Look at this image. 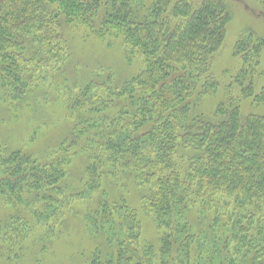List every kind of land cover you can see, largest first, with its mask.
<instances>
[{
    "label": "trees",
    "instance_id": "obj_1",
    "mask_svg": "<svg viewBox=\"0 0 264 264\" xmlns=\"http://www.w3.org/2000/svg\"><path fill=\"white\" fill-rule=\"evenodd\" d=\"M139 1L107 0L100 17L103 0H0V103L18 101L8 78L29 59L26 51L37 45L50 56L53 44L39 36L74 23L98 37L115 36L128 56L143 60L144 70L118 92L110 84L86 88L82 106L71 98L67 112L78 120L86 113V94H103L90 103L106 113L107 127L96 135L103 148L88 168L89 188L119 170L135 182L150 181L154 192L143 209L160 238L141 240L127 211L128 228L117 236L110 264H167L174 255H183L187 264H264V117L242 120L237 109L227 121L213 123L192 116L189 103L195 91L207 93V85H199L225 41L227 6L221 0L196 6L190 0H154L143 15ZM259 54L257 48L244 58L255 62ZM73 145L64 143L62 154ZM31 168L16 153L0 162V177L11 178L0 197L46 187L58 191L59 164L38 173ZM53 200L49 196L48 204ZM51 214L49 219L59 217L56 210Z\"/></svg>",
    "mask_w": 264,
    "mask_h": 264
},
{
    "label": "rangeland",
    "instance_id": "obj_2",
    "mask_svg": "<svg viewBox=\"0 0 264 264\" xmlns=\"http://www.w3.org/2000/svg\"><path fill=\"white\" fill-rule=\"evenodd\" d=\"M106 1L98 8L100 17ZM221 1L230 22L222 48L200 81V88L207 85V93L200 96L195 91L189 100L191 115H202L213 123L227 121L237 109L242 120L264 117V0ZM153 2L139 1L143 15ZM190 2L196 6L202 0ZM39 37L53 44L50 56L37 45L26 51L24 57L29 59L8 78L18 90V101L0 103V162L16 153L24 163H31L35 173L59 164L61 180L58 191L46 187L10 199L0 197V264H110L117 236L128 228L127 211L135 220L131 226L135 235L158 243L156 224L143 209L145 197L154 192L150 181L135 182L119 170L113 178L106 175L96 180L97 188H89L88 168L103 148L96 135L107 127L106 113L90 103L103 94L97 89L86 94L82 107L86 113L78 120H71L66 107L71 98L82 106L81 94L90 86L110 84L118 92L117 87L144 70L143 60L128 56L115 36L98 37L78 23ZM257 48L259 60L244 58ZM126 107L125 113L128 103ZM72 142L63 155L61 146ZM10 181L9 176L0 177V189ZM49 196L54 200L48 204ZM55 210L59 217L49 219ZM180 262L187 264L183 255H174L167 264Z\"/></svg>",
    "mask_w": 264,
    "mask_h": 264
}]
</instances>
